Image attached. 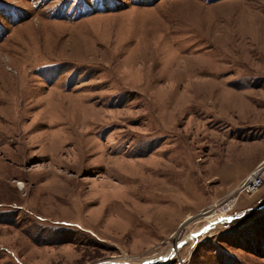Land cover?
<instances>
[{
  "label": "rangeland",
  "instance_id": "374dc122",
  "mask_svg": "<svg viewBox=\"0 0 264 264\" xmlns=\"http://www.w3.org/2000/svg\"><path fill=\"white\" fill-rule=\"evenodd\" d=\"M263 160L264 0H0V264H264Z\"/></svg>",
  "mask_w": 264,
  "mask_h": 264
},
{
  "label": "built area",
  "instance_id": "2783aa9c",
  "mask_svg": "<svg viewBox=\"0 0 264 264\" xmlns=\"http://www.w3.org/2000/svg\"><path fill=\"white\" fill-rule=\"evenodd\" d=\"M264 185V160L260 163L255 170H253L247 177H245L238 187L230 194L229 197L224 199L217 211L221 214L228 213L234 207L237 197L242 194H251L259 190ZM228 216V215H227Z\"/></svg>",
  "mask_w": 264,
  "mask_h": 264
},
{
  "label": "bare ground",
  "instance_id": "6f19581e",
  "mask_svg": "<svg viewBox=\"0 0 264 264\" xmlns=\"http://www.w3.org/2000/svg\"><path fill=\"white\" fill-rule=\"evenodd\" d=\"M18 186L20 187V189L24 188V184L21 183V182L18 183ZM180 245H181V243L178 241L177 244H176V247L174 249L175 252H176V250L179 249Z\"/></svg>",
  "mask_w": 264,
  "mask_h": 264
}]
</instances>
